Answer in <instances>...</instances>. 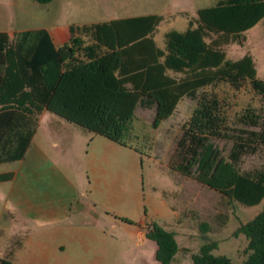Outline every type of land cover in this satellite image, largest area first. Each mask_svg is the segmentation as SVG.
<instances>
[{"label":"trees","instance_id":"16d2710c","mask_svg":"<svg viewBox=\"0 0 264 264\" xmlns=\"http://www.w3.org/2000/svg\"><path fill=\"white\" fill-rule=\"evenodd\" d=\"M164 19L148 14L72 25L70 42L59 47L46 29L1 31L0 163L24 158L45 111L126 145L139 107L153 109L159 126L191 98L197 107L179 146L192 154L199 180L245 205L260 204L264 164L244 172L238 165L245 153L264 148V113L247 108L240 122L259 129H233L221 99L207 89L228 83L240 90L248 83L264 99L255 57H227L228 46H243L245 33L264 19V0H219L201 8L186 31L167 32L161 48L155 33ZM224 137L235 139L228 158L213 141ZM13 178V171L0 173V181ZM238 231L249 241L242 263L214 254L218 244L212 242L192 254L193 264H264V209ZM147 237L158 246L155 264H171L182 249L176 233L160 224H151ZM0 264L16 263L6 257Z\"/></svg>","mask_w":264,"mask_h":264},{"label":"rangeland","instance_id":"374dc122","mask_svg":"<svg viewBox=\"0 0 264 264\" xmlns=\"http://www.w3.org/2000/svg\"><path fill=\"white\" fill-rule=\"evenodd\" d=\"M218 1L53 0L41 4L35 0H0V30L57 29L67 34L66 39L58 43L64 45L70 42L72 25L160 14L165 19L155 33V40L159 47L165 48L167 32L186 31L199 9ZM247 52L259 60L264 73V19L245 33L243 46L238 43L228 46L227 57L237 59ZM207 90L214 91L221 99L230 127L259 129L249 128L239 120L247 108L264 113V99L250 84L237 90L222 83ZM196 107L197 100L185 98L175 114L159 126L154 125L153 109L139 107L125 137L126 145L76 124L86 137L82 147L84 172L81 179L87 188V195L81 197V205L85 207L83 216L103 219H73L71 225L74 233L94 232L106 237L99 238L93 250L86 252L91 258L99 259V264H155L157 243L142 235L143 229L147 231L154 223L176 233L182 249L171 264H193L192 254L198 253L205 243L212 242L218 244L213 251L216 255H226L235 263L247 259L249 241L238 229L264 209V200L248 206L199 180L192 154L187 147L179 146L184 124ZM213 141L221 156L228 158L235 139L224 137ZM95 152L99 154L98 161L93 163ZM263 164L264 148L260 147L256 153H245L238 166L244 172ZM13 165L0 164V170ZM183 165L187 168L183 169ZM111 179L116 182L113 200L109 197ZM0 216V248L14 241L15 246L17 240L23 243L26 236L23 228L17 239H12L10 213L6 211ZM225 217L227 222L223 223ZM204 223L208 225L205 231L201 228Z\"/></svg>","mask_w":264,"mask_h":264},{"label":"crops","instance_id":"0c3cea01","mask_svg":"<svg viewBox=\"0 0 264 264\" xmlns=\"http://www.w3.org/2000/svg\"><path fill=\"white\" fill-rule=\"evenodd\" d=\"M35 29L48 30L57 47L62 46L58 43L67 37L61 30ZM25 30L34 29H2L0 32L13 35ZM255 60L258 75L264 79L261 63L256 57ZM82 135L76 124L45 111L24 158L8 162L14 164L13 167L0 170V173L14 172L12 180L0 181V215L6 211L10 213L12 239H17L21 228L26 233L20 245L17 240L15 246L14 241L12 245L0 248V259L8 257L16 264H71L79 261L99 264V259L91 258L86 252L92 251L94 243L105 236L94 232L74 233L71 225L73 219H103L83 216L85 207L81 205V197L87 195V188L81 179L84 172L82 147L86 139ZM98 155L95 152L93 163L98 161ZM114 183L113 179L109 181L111 200ZM95 187H98L97 181ZM142 235L147 236L145 229Z\"/></svg>","mask_w":264,"mask_h":264}]
</instances>
